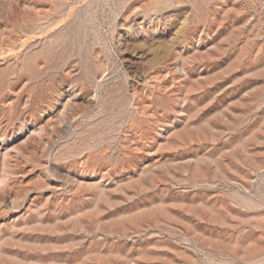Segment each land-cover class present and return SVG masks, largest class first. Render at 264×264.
I'll return each instance as SVG.
<instances>
[{"label": "rangeland", "instance_id": "374dc122", "mask_svg": "<svg viewBox=\"0 0 264 264\" xmlns=\"http://www.w3.org/2000/svg\"><path fill=\"white\" fill-rule=\"evenodd\" d=\"M0 264H264V0H0Z\"/></svg>", "mask_w": 264, "mask_h": 264}, {"label": "bare ground", "instance_id": "6f19581e", "mask_svg": "<svg viewBox=\"0 0 264 264\" xmlns=\"http://www.w3.org/2000/svg\"><path fill=\"white\" fill-rule=\"evenodd\" d=\"M10 53V52H9Z\"/></svg>", "mask_w": 264, "mask_h": 264}]
</instances>
